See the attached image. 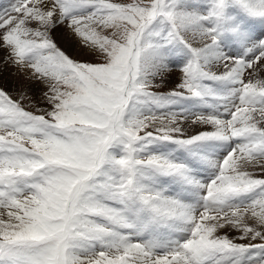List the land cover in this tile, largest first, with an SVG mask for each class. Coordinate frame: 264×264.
<instances>
[{"label": "snow or ice", "instance_id": "6c2138e0", "mask_svg": "<svg viewBox=\"0 0 264 264\" xmlns=\"http://www.w3.org/2000/svg\"><path fill=\"white\" fill-rule=\"evenodd\" d=\"M0 264H264V0H0Z\"/></svg>", "mask_w": 264, "mask_h": 264}, {"label": "bare ground", "instance_id": "6f19581e", "mask_svg": "<svg viewBox=\"0 0 264 264\" xmlns=\"http://www.w3.org/2000/svg\"><path fill=\"white\" fill-rule=\"evenodd\" d=\"M60 41H61V44L64 46V48H66V49L69 48V45L65 41H63V40H60ZM12 71H13L12 69H4V79L7 82L14 83L16 78L11 75Z\"/></svg>", "mask_w": 264, "mask_h": 264}, {"label": "rangeland", "instance_id": "374dc122", "mask_svg": "<svg viewBox=\"0 0 264 264\" xmlns=\"http://www.w3.org/2000/svg\"><path fill=\"white\" fill-rule=\"evenodd\" d=\"M4 2H7V0H4ZM58 43L60 44V46H61L62 48H64V46L61 44V41H60L59 39H58ZM12 84H13V83H11V82H7V85H8L9 88H11ZM10 85H11V86H10Z\"/></svg>", "mask_w": 264, "mask_h": 264}]
</instances>
